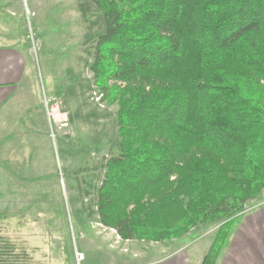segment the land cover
Wrapping results in <instances>:
<instances>
[{
  "label": "trees",
  "instance_id": "trees-1",
  "mask_svg": "<svg viewBox=\"0 0 264 264\" xmlns=\"http://www.w3.org/2000/svg\"><path fill=\"white\" fill-rule=\"evenodd\" d=\"M90 1L103 26L93 80L117 103L99 221L151 241L220 222L201 262L215 264L264 186V0ZM32 263L0 237V264Z\"/></svg>",
  "mask_w": 264,
  "mask_h": 264
},
{
  "label": "rangeland",
  "instance_id": "rangeland-1",
  "mask_svg": "<svg viewBox=\"0 0 264 264\" xmlns=\"http://www.w3.org/2000/svg\"><path fill=\"white\" fill-rule=\"evenodd\" d=\"M102 33L101 14L90 0H0V45L30 50L42 98H52L67 116L65 125L53 128L52 139L45 114L47 132L35 148L25 144L20 160L5 161L3 143L0 148V237L25 247L32 264L81 263L76 253L87 229L99 236L111 230L114 242L143 247L192 232L189 239L213 242L222 225L199 224L179 237L151 241L123 240L100 223L97 190L118 142L117 103L101 92L91 71L90 53ZM108 86L123 89L127 83L110 80Z\"/></svg>",
  "mask_w": 264,
  "mask_h": 264
},
{
  "label": "crops",
  "instance_id": "crops-1",
  "mask_svg": "<svg viewBox=\"0 0 264 264\" xmlns=\"http://www.w3.org/2000/svg\"><path fill=\"white\" fill-rule=\"evenodd\" d=\"M34 75L28 48L0 45V148L3 143L5 161L22 159L25 144L35 148L41 134L47 132ZM252 205L234 221L215 264H264V190ZM86 231L80 244L84 259L79 264H201L212 242L189 239L192 232L171 243L142 247L114 242L111 230L101 236Z\"/></svg>",
  "mask_w": 264,
  "mask_h": 264
},
{
  "label": "built area",
  "instance_id": "built-area-1",
  "mask_svg": "<svg viewBox=\"0 0 264 264\" xmlns=\"http://www.w3.org/2000/svg\"><path fill=\"white\" fill-rule=\"evenodd\" d=\"M98 98V97H96ZM49 99V98H48ZM47 97L43 96L42 105L49 123L50 133L52 139H54V131L53 128L63 126L66 124L67 116L65 113H62L60 107L57 103L51 98L48 100ZM76 259L78 261L83 260V254L76 253Z\"/></svg>",
  "mask_w": 264,
  "mask_h": 264
}]
</instances>
